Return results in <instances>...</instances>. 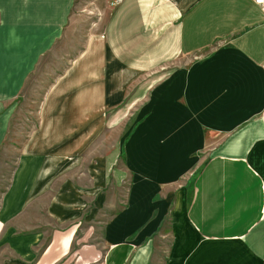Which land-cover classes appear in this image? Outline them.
Masks as SVG:
<instances>
[{
	"label": "crops",
	"instance_id": "0c3cea01",
	"mask_svg": "<svg viewBox=\"0 0 264 264\" xmlns=\"http://www.w3.org/2000/svg\"><path fill=\"white\" fill-rule=\"evenodd\" d=\"M73 5L0 0V146ZM170 62L140 103L126 191L98 194V166L83 177L82 156L65 150L81 144L66 137L74 116L100 115L132 78ZM42 102L0 196V264H264V6L118 0ZM51 131L57 139H47ZM109 196H120L116 206H104ZM103 206L110 213L100 219ZM166 222L170 244L160 257L155 239ZM96 226L102 248L91 239Z\"/></svg>",
	"mask_w": 264,
	"mask_h": 264
},
{
	"label": "rangeland",
	"instance_id": "374dc122",
	"mask_svg": "<svg viewBox=\"0 0 264 264\" xmlns=\"http://www.w3.org/2000/svg\"><path fill=\"white\" fill-rule=\"evenodd\" d=\"M117 1L74 0L63 36L54 44L52 49L40 57L28 76L11 115L7 134L0 146V196L8 185L11 172L22 153L21 150L33 136L34 128L39 127L40 109L46 91L56 81L57 77L63 73L80 49L83 48L90 35L100 33L103 30L106 20ZM174 66L175 64L170 62L162 68L159 67L156 70L138 74L132 78L130 88L124 98L114 106L103 109V113H100V115L87 114L80 116L77 114L74 116L77 121L74 122L75 129L67 132L66 137L72 140L81 139L79 141L81 144L78 147L67 146L65 150H73L75 151L74 154L82 156L81 169L83 170V177H85L84 173L87 172L89 166H98L99 174L102 177L99 181L101 184L98 194L105 192L108 195L111 193L119 195L126 191V185L131 181L134 173L133 169H129L131 165L127 160L128 144L135 135L140 120V115H138L139 106L145 100L146 87L154 84L156 79ZM56 97H54V100H56ZM79 118H82L81 123L78 122ZM40 132L41 129L37 132L38 137L41 134ZM58 133V131L49 132L47 139H57ZM46 149L50 153L59 151V148L51 146ZM96 158H98L97 161ZM89 173H91V169ZM187 179L185 175L181 178L183 182L172 184V188L175 187L174 191L178 190ZM102 182H105V185H102ZM119 197H115L113 200L109 196L108 203L104 206H116ZM96 198L95 195L91 200ZM112 201L115 205H112ZM104 206L97 215L100 219L110 213ZM99 222V224L102 223V221ZM94 229L91 239L97 243L100 242L102 248L101 229L98 226ZM161 230L165 231V234H157L159 237L157 236L155 239V250L157 256L164 257L170 244L167 222Z\"/></svg>",
	"mask_w": 264,
	"mask_h": 264
},
{
	"label": "built area",
	"instance_id": "2783aa9c",
	"mask_svg": "<svg viewBox=\"0 0 264 264\" xmlns=\"http://www.w3.org/2000/svg\"><path fill=\"white\" fill-rule=\"evenodd\" d=\"M256 3L264 6V0H254Z\"/></svg>",
	"mask_w": 264,
	"mask_h": 264
}]
</instances>
